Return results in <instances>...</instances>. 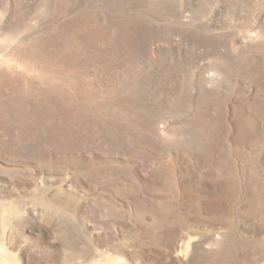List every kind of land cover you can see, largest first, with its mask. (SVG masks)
Segmentation results:
<instances>
[{
  "label": "rangeland",
  "instance_id": "obj_1",
  "mask_svg": "<svg viewBox=\"0 0 264 264\" xmlns=\"http://www.w3.org/2000/svg\"><path fill=\"white\" fill-rule=\"evenodd\" d=\"M0 247L264 264V0H0Z\"/></svg>",
  "mask_w": 264,
  "mask_h": 264
},
{
  "label": "bare ground",
  "instance_id": "obj_2",
  "mask_svg": "<svg viewBox=\"0 0 264 264\" xmlns=\"http://www.w3.org/2000/svg\"><path fill=\"white\" fill-rule=\"evenodd\" d=\"M0 253L1 254H4V255H2V258H1V262H0V264H9L7 261H6V259L4 258V257H6V254H7V250L4 248V247H0ZM14 261V263L15 264H20L19 262H18V260H16V258H14L13 259ZM16 261V262H15Z\"/></svg>",
  "mask_w": 264,
  "mask_h": 264
}]
</instances>
